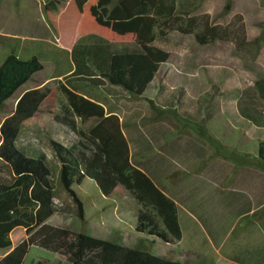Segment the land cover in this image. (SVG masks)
Here are the masks:
<instances>
[{
    "label": "trees",
    "instance_id": "obj_1",
    "mask_svg": "<svg viewBox=\"0 0 264 264\" xmlns=\"http://www.w3.org/2000/svg\"><path fill=\"white\" fill-rule=\"evenodd\" d=\"M184 1L46 0L43 14L56 35L66 27L67 17L75 23L74 40L61 46L70 49V85L144 100L154 119L170 115L180 123H190V128L183 126L215 149L218 157L264 173V140L257 142L255 154L244 153L211 134L207 128L215 117L211 109L198 121L171 105H159L150 96L158 82L160 92L164 90L165 70L171 63V55L156 47L155 40L157 35L164 36L163 29L180 21L177 15L187 11ZM261 2L264 5V0ZM193 21L182 20L177 28L190 35ZM195 38L203 46L215 42L219 35L216 27L207 24ZM245 41L242 38L241 44L246 45ZM43 70L37 56L23 60L14 52L0 65V117L7 115L0 123V252L4 254L0 264H24L33 247L51 256L39 257L33 264H185L159 257L144 247H126L49 223L57 214H68L59 200L60 191L75 204L74 216L84 221V202L74 188L91 181L106 199L122 204L133 198L142 207L133 224L139 241L142 236L154 238L153 243L155 239L166 244L181 240L176 203L144 168L133 165L138 154L131 156V144L121 131L122 125L114 116L106 117L101 106L65 89L75 116L82 123L94 124L83 131L84 137L72 142L50 139L56 162L37 144L20 139L26 122L38 117L45 106L55 105V96L39 88L15 98L17 91ZM257 87L258 98L241 100L239 112L248 127L263 130L264 80ZM14 99L16 104L10 107ZM170 183L162 182L166 188Z\"/></svg>",
    "mask_w": 264,
    "mask_h": 264
},
{
    "label": "rangeland",
    "instance_id": "obj_2",
    "mask_svg": "<svg viewBox=\"0 0 264 264\" xmlns=\"http://www.w3.org/2000/svg\"><path fill=\"white\" fill-rule=\"evenodd\" d=\"M45 1L0 0V65L12 52L23 60L37 56L44 65V70L22 86L15 98L35 88L44 90L50 97L55 96V105L51 108L43 106L38 117L23 125L20 139L37 144L56 162L50 139L68 143L84 137L83 131L92 127L94 121L82 123L75 116L64 94L65 89L70 90L104 108L106 115L112 113L117 116L115 118L123 128L121 131L131 144V156L138 154L133 159L134 166L145 170L147 159L165 154L170 160L185 164L180 166V170L184 168L190 175L207 176L205 179L190 177L184 183L175 177L167 188L162 183L158 185L181 205L182 210L192 211L195 219H201L210 212V218L224 232L231 223L225 214V201L232 197L243 201L250 194L245 189L247 183L237 184L235 180L244 175L261 176L264 173L218 157L215 149L183 126L189 125L190 128V123H180L170 115L154 119L144 100L109 96L81 84L70 85L68 77L73 64L69 51L61 49V46L64 41L74 40L75 23L67 17L66 27L56 35L44 18ZM184 4L187 11L179 13L177 19L180 20L178 22L193 19V33L182 34L178 29L181 23L177 22L163 29L164 36L157 35L154 45L171 55V63L165 70L164 90L160 92L158 82L150 96L159 105H171L184 116L198 121L211 109L215 115L207 123L211 134L219 137L224 145L255 154L257 142L264 140V129L248 127L240 117L239 104L241 100L257 99L258 82L264 80V5L261 0H185ZM207 24L217 28L219 39L201 46L195 35L202 33ZM242 38H245L246 45L241 44ZM16 99L9 103L10 107L16 104ZM6 118L7 115L1 116L0 123ZM153 147L157 150H152ZM168 169L172 172L178 167ZM54 172L56 170L53 169ZM74 189L86 208L84 221L74 216L75 204L65 192L60 191L59 200L68 214L55 215L50 224L126 247H144L159 257L181 263L206 264L157 239L153 243L154 238L142 236L144 238L139 241L141 237L136 235L132 224L142 207L133 198L117 204L103 197L91 181ZM197 208L207 212L194 214ZM195 219H190L191 224L199 228ZM204 237L208 253L212 255H207L208 258L217 261L219 253L206 233ZM3 256L0 252V258ZM39 257L51 258L33 247L24 264H33Z\"/></svg>",
    "mask_w": 264,
    "mask_h": 264
},
{
    "label": "crops",
    "instance_id": "obj_3",
    "mask_svg": "<svg viewBox=\"0 0 264 264\" xmlns=\"http://www.w3.org/2000/svg\"><path fill=\"white\" fill-rule=\"evenodd\" d=\"M61 49L70 50L64 47H61ZM109 116L117 117L112 113L106 115V117ZM152 150L156 151L157 149L153 147ZM167 157L169 155L161 154V156L156 155L155 157L153 156V159L146 160V174L154 183L173 182L175 177L176 180L182 183L190 177H203L204 179L207 177L196 174L190 175L184 168L179 169L180 166L184 167L185 164L179 161H176V163ZM168 167H178V169L171 172ZM235 183H247L245 189L252 194V197L248 194V198L243 201L234 197L225 201V214L231 223L224 232H221L220 226L215 224L214 220L210 218V212L197 220L193 216L192 211L186 208L182 210L181 205L171 198L177 205L181 228V240L171 245L194 256V259H201L200 262H205L206 264H264V174L261 176L259 174L244 175L242 178H237ZM166 196L169 197L167 194ZM196 212L194 214L204 215L207 211L197 208ZM192 217L196 223L198 222L199 228L192 226L190 221ZM205 233L211 239L216 252L219 253L217 261H211L207 256L210 254L206 247Z\"/></svg>",
    "mask_w": 264,
    "mask_h": 264
}]
</instances>
